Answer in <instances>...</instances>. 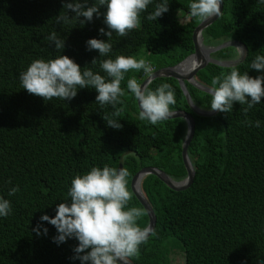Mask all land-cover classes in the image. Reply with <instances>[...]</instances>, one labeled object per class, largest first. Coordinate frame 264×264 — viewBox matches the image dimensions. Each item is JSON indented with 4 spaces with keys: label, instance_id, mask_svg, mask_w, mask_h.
Instances as JSON below:
<instances>
[{
    "label": "trees",
    "instance_id": "trees-1",
    "mask_svg": "<svg viewBox=\"0 0 264 264\" xmlns=\"http://www.w3.org/2000/svg\"><path fill=\"white\" fill-rule=\"evenodd\" d=\"M67 2L74 0H0V197L12 205L11 214L0 217V264H80L72 259L78 241L54 243L57 229L41 216L54 218L57 205L70 200L71 180L92 167L126 168L130 192L131 179L145 167L157 168L175 181L186 177L181 157L185 122L178 118L152 125L140 120L137 100L127 90L128 78L142 84L148 77L143 70L127 73L121 84L126 95L121 98L123 104L117 105L123 110L115 117L121 129L107 126L102 117L114 109L96 102L95 89H78L71 101H47L24 90L19 76L34 60L60 55L106 80L100 62L120 55L145 59L153 72L174 67L194 52L193 32L201 22L190 16L189 5L195 0H168L169 11L149 21L147 15L163 2L153 0L141 14L139 29L128 37L113 33L110 41L99 32L100 28L108 31L103 16L83 25L58 24L56 17ZM94 2L89 0V6ZM222 3L219 18L202 32L203 44L240 42L247 56L233 67L253 78L264 75L250 68L256 55H264V0ZM68 15L75 14L69 11ZM53 31L65 40L63 50L46 39ZM90 39L110 42L112 51L100 57L98 51L87 49ZM211 57L233 60L237 50L227 47ZM94 58L96 64H92ZM233 67L208 64L195 79L210 89L213 77L223 78ZM164 83L175 90L172 111L191 114L195 124L187 148L194 179L183 191L169 189L152 175L142 180L141 190L156 225L130 262L173 264L179 252L183 264H260L264 261V98L247 116L242 111L247 105L236 103L229 113L201 117L190 110L176 80L159 78L147 88L155 91ZM185 88L197 108L210 111V94L186 82ZM246 119L253 125L260 120L261 127L248 126ZM15 186L20 190L10 196ZM128 207L143 209L133 194ZM147 224L145 213L138 225L145 228ZM38 225L40 235L33 231Z\"/></svg>",
    "mask_w": 264,
    "mask_h": 264
},
{
    "label": "clouds",
    "instance_id": "clouds-1",
    "mask_svg": "<svg viewBox=\"0 0 264 264\" xmlns=\"http://www.w3.org/2000/svg\"><path fill=\"white\" fill-rule=\"evenodd\" d=\"M153 0H95L89 6V0H74L64 3V12L56 17V22L69 24L79 22L83 25L92 22L94 16L99 19L103 16V23L108 31L100 28L101 35L110 41L113 33L120 37H128L130 32L141 27V14L146 12ZM222 0H195L190 3V16L200 21H207L214 16L221 15ZM168 0L155 5V11L147 15V20L156 21L169 11ZM106 7V12L101 8ZM74 13L69 16L68 12ZM83 17V19H81ZM47 40L55 45V49L63 50L65 40L58 37L53 31ZM89 51H98L100 57H106L112 51V44L99 39H90L86 42ZM243 55L245 50L236 47ZM97 59L92 60L96 64ZM203 60L193 61L194 67H199ZM100 68L109 79H105L89 68H80L72 59L60 55L55 59L45 61L34 60L26 71L20 73L21 86L29 94L51 101L58 98L61 101H71L77 96L78 89L93 88L98 93L96 102L101 106L110 105L114 111L105 114L102 118L107 126L121 129L122 125L115 117H119L122 108V97L126 91L121 87L126 74L143 70L145 75L151 76L154 69L148 61L141 58L137 60L132 56H117L115 59H105L100 62ZM251 69L264 73V55H256L251 62ZM127 90L139 102V119L146 120L152 125L165 121L174 115L173 105L176 104L175 90L170 84L164 83L155 91L142 87L135 77L127 79ZM212 100L210 110L213 112L229 113L234 104L247 105L242 108L247 113L254 105L261 103L264 98V75L249 76L248 72L241 74L233 67L229 74L213 77L209 89ZM248 126L261 127V121L245 120ZM130 173L126 168L117 169L107 165L92 167L83 175H76L71 180L68 190L70 200L57 205L56 215L50 218L41 216L57 229V236L53 242L58 245L68 239H76L78 246L74 248L75 255L80 264H130L133 257L140 254L141 245L148 240L150 228H141L138 221L145 215L142 208L131 207L132 192L128 190V177ZM8 183H11L9 181ZM19 186L12 187L9 195H15ZM12 212V205L0 197V217H7ZM40 225L33 229L40 235ZM47 228L43 234L47 235ZM154 234V233H153ZM264 264V261H260Z\"/></svg>",
    "mask_w": 264,
    "mask_h": 264
},
{
    "label": "water",
    "instance_id": "water-1",
    "mask_svg": "<svg viewBox=\"0 0 264 264\" xmlns=\"http://www.w3.org/2000/svg\"><path fill=\"white\" fill-rule=\"evenodd\" d=\"M223 8V3H221V12ZM219 16H214L210 18L207 21H201L199 25L195 28L193 32V43H194V52L190 56H188L186 59H184L179 64L175 65L174 67H167L159 69L151 74V76L147 77L141 84L142 87H147L152 81L159 79V78H171L177 81L178 85L180 86L181 90L183 91V94L186 98L187 104L190 108V110L198 116L201 117H211L218 112L213 111H204L202 109L197 108L193 102L191 101L189 94L185 88V82L190 84L191 86L199 89L200 91H203L205 93L210 94L209 88L206 86L198 83L195 79V75L198 71L204 69L208 64H214L220 67H233L237 65L241 60H244L247 56V48L241 44L240 42L235 41H226L223 42L217 46H206L203 44V38H202V32L204 29H206L208 26L213 24ZM227 47H235L237 50V57L233 60H227V61H221L217 60L211 57V54L218 52L221 49H225ZM236 47H242L245 52L244 55L236 48ZM189 60L199 61L203 60V63L200 64L199 67H193L188 72H182L179 70V67L184 64L185 62ZM138 109L140 111L139 102L137 101ZM174 115L170 117L167 120H173V119H182L186 124V135L182 144L181 148V157L183 161V165L186 171V177L182 181H175L170 176H168L165 172L153 168V167H145L142 168L140 171H138L133 178L131 179L130 188L132 191V194L136 198V200L139 202V204L143 207L147 217H148V224L146 227L150 228L151 231L149 233V236L153 233L155 225H156V217L154 215V212L148 203L147 199L145 198L142 190H141V182L142 180L149 175L155 176L157 179H159L164 185H166L169 189L173 191H183L187 189L193 182L194 179V170L191 165V162L189 160L188 154H187V148L193 138L194 135V121L191 116V114L185 112V111H173ZM121 166L118 167L120 169ZM130 264H132L130 262Z\"/></svg>",
    "mask_w": 264,
    "mask_h": 264
},
{
    "label": "bare ground",
    "instance_id": "bare-ground-1",
    "mask_svg": "<svg viewBox=\"0 0 264 264\" xmlns=\"http://www.w3.org/2000/svg\"><path fill=\"white\" fill-rule=\"evenodd\" d=\"M193 61L194 60H189V61L185 62L184 64H182L180 71H182V72L190 71L194 67Z\"/></svg>",
    "mask_w": 264,
    "mask_h": 264
},
{
    "label": "rangeland",
    "instance_id": "rangeland-1",
    "mask_svg": "<svg viewBox=\"0 0 264 264\" xmlns=\"http://www.w3.org/2000/svg\"><path fill=\"white\" fill-rule=\"evenodd\" d=\"M174 257H175V263L174 264H183L182 254L177 252Z\"/></svg>",
    "mask_w": 264,
    "mask_h": 264
},
{
    "label": "flooded vegetation",
    "instance_id": "flooded-vegetation-1",
    "mask_svg": "<svg viewBox=\"0 0 264 264\" xmlns=\"http://www.w3.org/2000/svg\"><path fill=\"white\" fill-rule=\"evenodd\" d=\"M175 262V261H174ZM174 262H173V264H174Z\"/></svg>",
    "mask_w": 264,
    "mask_h": 264
}]
</instances>
